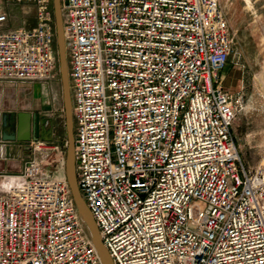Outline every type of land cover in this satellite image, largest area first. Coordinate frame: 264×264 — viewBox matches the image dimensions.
<instances>
[{
  "label": "built area",
  "instance_id": "obj_1",
  "mask_svg": "<svg viewBox=\"0 0 264 264\" xmlns=\"http://www.w3.org/2000/svg\"><path fill=\"white\" fill-rule=\"evenodd\" d=\"M52 0L6 28L0 82L57 74ZM77 189L112 264H264V167L233 136L243 94L218 0H60ZM37 139L0 174V264H103L64 169ZM10 181L11 183H7Z\"/></svg>",
  "mask_w": 264,
  "mask_h": 264
},
{
  "label": "rangeland",
  "instance_id": "obj_2",
  "mask_svg": "<svg viewBox=\"0 0 264 264\" xmlns=\"http://www.w3.org/2000/svg\"><path fill=\"white\" fill-rule=\"evenodd\" d=\"M32 1L27 0L26 8L31 9ZM218 3L233 36L232 53L222 75V85L230 92L243 94L242 111L232 127L238 146L240 134L264 131V0H249V3L245 0H218ZM6 87L10 97L15 94L22 109L30 110L31 116L39 119V139L65 140L58 72L46 83H6ZM16 118L17 114L7 118V131ZM29 143H24L26 148ZM25 151L28 157V150ZM240 153L247 167H264V150L240 149ZM24 161H7L0 164V169L3 167L8 174H15Z\"/></svg>",
  "mask_w": 264,
  "mask_h": 264
},
{
  "label": "water",
  "instance_id": "obj_3",
  "mask_svg": "<svg viewBox=\"0 0 264 264\" xmlns=\"http://www.w3.org/2000/svg\"><path fill=\"white\" fill-rule=\"evenodd\" d=\"M54 21L55 33V55L57 59V72L59 76L61 101L64 113V128H65V142H66V156H65V179L70 190L71 197L77 209V212L82 219L84 226L89 233L91 240L102 260L103 264H112L107 251L104 249L101 241L98 238V231L95 223L87 209L80 193L77 189L75 175H74V135L73 122L71 116V101L69 93V81L67 76V64L65 55V46L63 39L62 17L60 10V0L51 1ZM9 124H11L9 122ZM8 123L4 116L3 127H7ZM39 137V119L32 117L29 113H18L16 121L11 124L9 131L2 132L0 139L4 142H30L36 141ZM28 150V148H25Z\"/></svg>",
  "mask_w": 264,
  "mask_h": 264
},
{
  "label": "crops",
  "instance_id": "obj_4",
  "mask_svg": "<svg viewBox=\"0 0 264 264\" xmlns=\"http://www.w3.org/2000/svg\"><path fill=\"white\" fill-rule=\"evenodd\" d=\"M27 0H0V11L8 16L6 28L30 29L35 26V9L34 5L26 8ZM32 21L31 24H29ZM35 87V86H34ZM33 87V88H34ZM15 94L12 97L8 94V89L5 82H0V137L6 127H3L4 116L7 120L8 117L15 116L16 114L30 113V110L22 109L20 103L16 100ZM64 139L60 142L62 143ZM239 148L245 150H264V131L250 132L240 134ZM25 144L21 142H4L0 139V164L7 161H24L27 157L25 151ZM5 168L0 169V174H8ZM2 179L0 178V182Z\"/></svg>",
  "mask_w": 264,
  "mask_h": 264
},
{
  "label": "bare ground",
  "instance_id": "obj_5",
  "mask_svg": "<svg viewBox=\"0 0 264 264\" xmlns=\"http://www.w3.org/2000/svg\"><path fill=\"white\" fill-rule=\"evenodd\" d=\"M247 3H249V0H245ZM64 176H65V173H64ZM7 183H11L10 181H8ZM96 226V225H95ZM98 238H99V240H100V236H99V234H98ZM105 249V248H104ZM109 257V256H108ZM109 259H110V257H109Z\"/></svg>",
  "mask_w": 264,
  "mask_h": 264
}]
</instances>
